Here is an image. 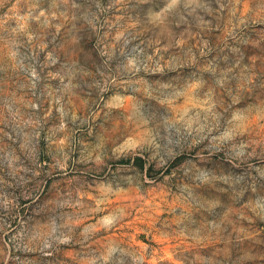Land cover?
I'll return each mask as SVG.
<instances>
[{
	"label": "rangeland",
	"instance_id": "1",
	"mask_svg": "<svg viewBox=\"0 0 264 264\" xmlns=\"http://www.w3.org/2000/svg\"><path fill=\"white\" fill-rule=\"evenodd\" d=\"M0 264H264V0H0Z\"/></svg>",
	"mask_w": 264,
	"mask_h": 264
}]
</instances>
